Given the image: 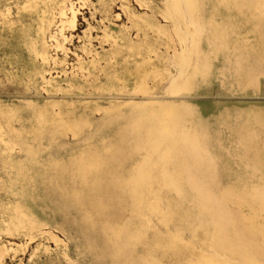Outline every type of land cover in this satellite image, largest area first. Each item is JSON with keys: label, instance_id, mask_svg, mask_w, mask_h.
Returning <instances> with one entry per match:
<instances>
[{"label": "bare ground", "instance_id": "obj_1", "mask_svg": "<svg viewBox=\"0 0 264 264\" xmlns=\"http://www.w3.org/2000/svg\"><path fill=\"white\" fill-rule=\"evenodd\" d=\"M215 8L231 15L229 25L235 32L237 53L249 43L264 52V0H216ZM56 10L65 17L60 23L63 35L64 29L75 26V12L70 8L67 14L66 0L26 2L20 10L24 17L11 45L25 61L23 69L29 82L42 73L39 58L44 59L45 36ZM163 15L172 29L132 15L136 27L157 35L145 50L121 34H111L121 54L103 77H95L91 89L88 81L75 82L69 89L58 83L54 88L81 96L102 94L111 98L107 106L99 108L91 100L1 102L0 149L6 153L1 162L9 173L10 185L18 184L21 191L34 180L24 162L14 158L15 149L39 165V178L56 181L66 196L81 199L90 193L99 195L112 171L108 159L116 146L85 153L80 159L66 156L48 161L41 159L43 146L45 141L63 140L70 134L75 140L86 137L113 118H126L124 129L133 133L134 145L144 154L121 181L130 215L120 227L115 264H236L221 247L222 224L209 213L205 194L198 193L201 184L190 177L191 165L182 143L198 151V138L214 148L212 137H224L223 131L211 128L202 115L193 119L192 107L185 102L195 92L198 79L206 80L213 71L203 47V0H165ZM0 21L11 25L5 12L0 14ZM175 38L181 42L182 51L175 56L169 68L170 81L164 96L159 97L154 90L164 76L166 63L157 62L153 54L157 55V45L170 46ZM1 45H6L2 37ZM82 68L92 74L96 66L92 63ZM233 83L235 91L257 92L264 83V65L259 71L252 67L249 73L235 76ZM100 110L103 116L98 120L95 113ZM222 120L227 123L228 118ZM263 133L264 107H244L229 126L225 137L229 153L221 158L220 171L236 196L249 206L250 222L264 231ZM203 174L207 179L212 175ZM44 218L33 201L19 202L7 211L1 225L9 233L29 234Z\"/></svg>", "mask_w": 264, "mask_h": 264}, {"label": "rangeland", "instance_id": "obj_2", "mask_svg": "<svg viewBox=\"0 0 264 264\" xmlns=\"http://www.w3.org/2000/svg\"><path fill=\"white\" fill-rule=\"evenodd\" d=\"M33 1L36 0H0V14H9L12 25H3L0 21V37L6 42L0 46V103L91 100L100 105L99 108L105 107L111 98L102 94L81 96L54 88L58 83L63 89H69L75 82L88 81L91 89L95 77H103L112 61L121 54L112 33L142 44L144 50L153 45L156 33L136 27L131 19L134 14L172 29L163 15L165 0H66L67 14L70 8L75 12V26L67 27L61 35L60 23L65 17L55 11L45 36L44 59L39 58L43 63L42 73L29 82L23 69L25 61L11 44L24 17L21 8ZM215 2L203 0V47L213 71L206 80L198 79L195 92L185 102L192 107L193 119L202 115L211 128L221 129L224 137H212L214 148H210L205 139L198 138L201 148L198 151L182 141L183 150L191 165L190 177L201 184L198 193L205 194L209 213L222 224V249L236 264H264V231L250 222L249 206L236 196L220 171V160L229 153L228 138H225L229 135V126L240 117L244 107H264V83L257 92L242 93L234 90V77L249 73L252 67L259 71L264 65V52L254 43L247 44L242 53L236 52L235 32L229 25L231 15L222 8L217 11ZM181 51L178 38L170 46L157 45V55L153 56H157V62L166 63L164 76L154 90L157 96H164L170 81L169 68ZM92 63L96 68L89 74L82 67ZM102 116L103 110L95 113L98 120ZM223 117L228 118L227 123ZM126 121V118H113L86 137L75 140L70 134L63 140L45 141L43 146L41 159L45 161L66 156L80 159L85 153L116 146L115 154L108 159L112 171L107 174L99 195L90 193L81 199L66 196L56 181L39 178V165L23 151L15 149L14 158L24 162L29 177L34 180L21 191L18 184L9 183V173L1 162L6 153L0 149V264H115L120 227L123 219L130 215L121 181L144 154V150L134 145L133 133L124 129ZM204 172L212 175L207 179ZM31 201L44 213L40 226L29 234L9 233L3 229L1 221L7 211L19 202Z\"/></svg>", "mask_w": 264, "mask_h": 264}]
</instances>
